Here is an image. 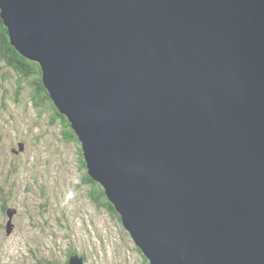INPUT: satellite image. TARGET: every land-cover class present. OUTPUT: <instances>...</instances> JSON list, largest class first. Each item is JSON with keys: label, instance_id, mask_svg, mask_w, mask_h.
Wrapping results in <instances>:
<instances>
[{"label": "water", "instance_id": "water-1", "mask_svg": "<svg viewBox=\"0 0 264 264\" xmlns=\"http://www.w3.org/2000/svg\"><path fill=\"white\" fill-rule=\"evenodd\" d=\"M0 17L149 264H264V0H0Z\"/></svg>", "mask_w": 264, "mask_h": 264}, {"label": "rangeland", "instance_id": "rangeland-1", "mask_svg": "<svg viewBox=\"0 0 264 264\" xmlns=\"http://www.w3.org/2000/svg\"><path fill=\"white\" fill-rule=\"evenodd\" d=\"M2 71L10 92L0 111V264H68L69 248L84 264H146L122 223L88 200L77 135L65 139L50 102L35 106L28 88L14 100L16 73Z\"/></svg>", "mask_w": 264, "mask_h": 264}, {"label": "trees", "instance_id": "trees-1", "mask_svg": "<svg viewBox=\"0 0 264 264\" xmlns=\"http://www.w3.org/2000/svg\"><path fill=\"white\" fill-rule=\"evenodd\" d=\"M12 69L17 76V80L13 91L11 92L14 95V100L22 99V94L27 88L30 93L31 103L35 106H41L46 101L50 102L52 107L53 115L51 116V121L60 120L61 125L63 126L64 138L75 139L77 137L75 132L72 130V127L67 119V117L60 113L53 101L51 100L47 89L44 86L42 81V71L40 65L27 57H24L11 43L9 38V33L7 27L4 25L3 19L0 17V79H5L6 73L2 71V66ZM24 81V82H23ZM26 82V83H25ZM4 95H1L2 101L0 102V111L7 109V98L10 90L5 89L2 85ZM0 88V90L2 89ZM79 162L80 167L84 170V175L82 178V183L87 184L86 186V196L88 200L92 203H95L97 206H103L111 216L118 219L121 222L120 216L117 213L114 205L109 202L108 198L105 195L103 187L99 182L93 180L87 173L85 161L82 155V151L79 147ZM9 208L2 205V212L7 215ZM140 251V249L138 248ZM76 251L69 248L67 252V260L69 256L73 255ZM141 252V251H140ZM142 253V252H141ZM146 264L148 260L142 254Z\"/></svg>", "mask_w": 264, "mask_h": 264}]
</instances>
